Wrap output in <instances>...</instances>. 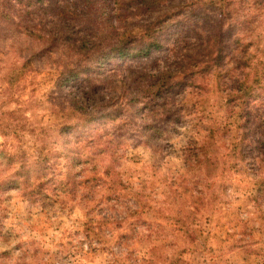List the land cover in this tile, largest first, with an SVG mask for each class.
Returning a JSON list of instances; mask_svg holds the SVG:
<instances>
[{
	"label": "rangeland",
	"instance_id": "374dc122",
	"mask_svg": "<svg viewBox=\"0 0 264 264\" xmlns=\"http://www.w3.org/2000/svg\"><path fill=\"white\" fill-rule=\"evenodd\" d=\"M18 1L0 0V148L23 146L30 155L35 139L70 120L59 111L53 80L61 55L38 49L63 22L50 0L31 12ZM242 1L237 19L252 21L233 29L240 51L226 57L221 74L180 87L168 104L180 121L160 137L144 132L153 116L141 119L152 106L161 118L160 103L142 94L179 66L184 45L172 50L170 41L149 57L103 69L109 81L101 105L136 95L134 108L127 103L120 114L73 130L70 140L81 138L80 162L68 168L57 150L46 193L28 199L1 189L0 264H264V0ZM147 14L119 24L137 26ZM72 26L77 36L86 30L84 19ZM230 76L247 77L260 98L229 105Z\"/></svg>",
	"mask_w": 264,
	"mask_h": 264
},
{
	"label": "trees",
	"instance_id": "16d2710c",
	"mask_svg": "<svg viewBox=\"0 0 264 264\" xmlns=\"http://www.w3.org/2000/svg\"><path fill=\"white\" fill-rule=\"evenodd\" d=\"M39 1L42 0L18 2L26 3L29 7L27 11L31 12L32 6L39 5ZM235 1L236 5L231 6L232 0H50L51 6L60 9L63 26L59 31L48 32L45 44L38 49L41 54L61 55L60 62L57 61L52 68V71H57L53 80L55 88L59 90L56 98L62 100L59 111L65 116L69 113L70 120L58 124L60 126L54 130V135L51 136L50 132L43 136L42 141L36 142L35 139L30 144L35 151L30 155L23 146L0 148V191L13 188L28 199H36L46 193L53 166L51 159L57 150L59 158L65 160L64 165L67 167L72 161L80 162L81 138L76 137L74 142L71 141L73 130L113 116L114 113L120 114L127 103L133 104L134 108L138 100V96L134 95L127 103H120L119 99L101 105L104 99L101 93L106 95L103 83L109 81L106 76H100L103 69L125 58L149 57L170 41L172 50L179 49L180 44L184 45L182 50L185 53L178 60L179 66L164 70L158 76L160 81L151 83L142 94V98L160 103L161 118H158V111L152 113L155 109L152 106L141 119L146 123L147 117L153 116V119L150 118L151 123L144 124V132L151 139L162 136L170 130V125H178L181 114L169 108L168 104L174 105L180 87L194 84L200 76L221 74L226 57H234L240 51L238 46L242 38L233 34V29L236 24L246 26L252 20L245 14L239 15L240 19H237V9L240 8L237 7L239 2ZM147 13L149 16L137 26L119 24L130 15L145 16ZM80 19H84L86 30L77 36L78 31L72 23ZM176 21L183 22L182 29L177 28L169 33L170 26L176 25ZM201 28L205 31L202 32ZM249 44H242L244 52L249 50ZM34 51L37 53L38 50ZM170 78L176 79L171 83ZM230 79L231 89L226 95L229 105L243 97L260 98L253 86L248 84L247 77L243 81L234 76H230ZM112 89H117V86H112ZM165 90L166 93H162ZM115 95L118 97V94ZM115 95L109 97L110 100ZM113 107L114 110L109 111ZM136 113L141 115V108L137 107ZM245 121L248 123L250 120L247 117ZM66 131H70L66 136L67 143L59 147L58 135H67ZM186 160L191 159L188 157Z\"/></svg>",
	"mask_w": 264,
	"mask_h": 264
}]
</instances>
